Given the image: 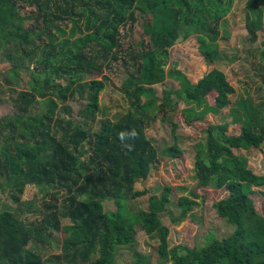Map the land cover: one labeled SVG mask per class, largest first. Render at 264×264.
<instances>
[{
	"label": "trees",
	"instance_id": "trees-1",
	"mask_svg": "<svg viewBox=\"0 0 264 264\" xmlns=\"http://www.w3.org/2000/svg\"><path fill=\"white\" fill-rule=\"evenodd\" d=\"M235 1L0 0V50L11 45L17 53L7 54L13 68L6 82L19 84L23 59L37 58L31 90L15 101L16 116L0 120V137L5 138L0 179L20 206L28 185L47 188L40 206L27 203L40 219L27 222L12 211L0 212V264H114L120 247L136 243L137 225L156 239L158 259L166 263L264 264V216L250 197L254 186L264 185V174L255 173L247 157L234 151L263 148L264 103L233 106L232 123L241 130L231 134L228 123L206 119L232 102L235 85L227 73L216 68L194 83L181 70L166 69L179 38L194 34L202 54L216 62L220 28ZM28 8L32 10L24 14ZM247 8L252 39L258 40L264 32V0H249ZM115 64L128 75L123 95L130 109L92 131L89 124L102 112L101 95ZM170 76L182 88L165 89L157 106L154 88ZM39 98L48 100L45 113L39 111ZM182 100L187 123L205 135L195 156L197 189L227 191L214 206L235 228L202 248L170 247V228L161 218L171 204L170 186L163 187L160 197H149L147 210H128L129 201L148 194L135 189L136 180H146L154 165L167 166L181 156L174 116ZM72 101L82 103L81 121L73 117ZM158 120L171 125L174 139L161 160L147 134ZM86 144L90 155L83 159ZM205 196L191 190L180 197L181 217ZM107 201L115 203V211H105ZM55 232L62 235V252L47 256L40 246L50 245ZM133 264L150 260L137 255Z\"/></svg>",
	"mask_w": 264,
	"mask_h": 264
},
{
	"label": "rangeland",
	"instance_id": "rangeland-1",
	"mask_svg": "<svg viewBox=\"0 0 264 264\" xmlns=\"http://www.w3.org/2000/svg\"><path fill=\"white\" fill-rule=\"evenodd\" d=\"M249 0H236L232 11L222 22L220 31L222 38L218 41L220 55L216 62L207 59L200 50V41L197 34L177 43L171 49V57L166 67L167 71L179 69L184 72L188 78L196 83L207 73L219 68L227 73L232 83L235 85V92L231 96V104L221 109L216 114L210 112L206 114V119L216 123H228V132L238 134L241 130L240 124L232 123L231 108L248 103L253 106H260L264 103V32L261 33L258 40H253L249 29L250 12L247 8ZM32 9L23 10L28 14ZM30 25V23H29ZM27 24V26H29ZM71 28V26H70ZM70 28L66 30H71ZM137 32L141 30L136 28ZM137 37V33L135 34ZM82 35L78 34L77 39ZM46 40V39H44ZM64 40V39H62ZM76 40V39H75ZM73 40V41H75ZM43 43V41L41 42ZM17 54L15 48L11 45L0 50V120L10 119L16 116L17 109L15 101L23 91H30L32 79L35 76L37 68V58L27 57L23 59L22 69L20 70V83L8 84L5 80L6 74L12 70L13 64L7 57V54ZM19 61V60H18ZM114 72H109L111 77L108 87L101 95L102 112L99 114L98 121L90 123L89 128L92 131H98L104 120H117L126 114L130 107L123 95V84L127 78L125 69L120 64H115ZM89 78V77H88ZM181 82L173 77H169L165 85H158L155 89L156 101L159 106L164 98V90L171 89L180 91ZM213 93L209 97V102H213ZM146 100L144 102H148ZM152 101V99H151ZM62 106L65 104L61 101ZM47 99L39 98V111L45 113L47 110ZM69 105L73 108V117L76 121H81L80 110L82 103L72 101ZM193 105H189L191 108ZM242 107V105H241ZM186 108L184 100L179 103L175 112V121L179 127L176 131L181 143V156L172 158L167 166L161 163L154 165L149 177L146 180H136L135 189L138 191L147 190L148 194L136 201L128 202V210L132 213L148 209V199L150 196H161L162 189L165 186L172 188L171 204L167 211L161 214L163 224L170 228L169 243L170 247L183 245L187 247H204L214 240H220L234 232V226L229 224L226 218L221 217L214 206V202L227 195L224 189H204L198 188V180L195 176V156L197 153V144L203 142L205 135L190 126L183 114ZM264 111V110H263ZM170 115H174V112ZM264 115V112L262 113ZM8 121V120H6ZM6 130L5 133H9ZM147 134L153 141L159 152V158H162V151L166 146L174 143L171 125L167 122L155 121L147 127ZM5 138L0 137V153ZM89 146L86 144L82 149L85 151L83 159L90 155ZM235 153L247 157L248 166L255 173L264 174V145L261 149H234ZM255 190L250 194L256 210L264 216V185L254 186ZM47 188H41L35 185H28L22 195L23 206L17 204L9 195L7 187L0 179V212L3 210L12 211L16 216L27 222H33L40 219V215L34 214L33 207L28 209L27 203L33 202L35 206L42 203ZM203 193L204 202L199 200L196 206L186 216L181 217V211L178 208V200L182 196H188L190 191ZM31 210V211H28ZM116 205L113 201L105 203V211H115ZM64 224L67 221H64ZM137 241L133 245L120 247L117 252L114 264H133L137 255L146 256L150 264H170L158 259L157 241L149 238L140 226H136ZM33 246V245H31ZM47 256L61 254L62 235L54 233L50 245L40 246ZM222 264V263H219Z\"/></svg>",
	"mask_w": 264,
	"mask_h": 264
},
{
	"label": "water",
	"instance_id": "water-1",
	"mask_svg": "<svg viewBox=\"0 0 264 264\" xmlns=\"http://www.w3.org/2000/svg\"><path fill=\"white\" fill-rule=\"evenodd\" d=\"M183 40H184V37L181 36V37L179 38V40L177 41V43H180V42L183 41Z\"/></svg>",
	"mask_w": 264,
	"mask_h": 264
},
{
	"label": "crops",
	"instance_id": "crops-1",
	"mask_svg": "<svg viewBox=\"0 0 264 264\" xmlns=\"http://www.w3.org/2000/svg\"><path fill=\"white\" fill-rule=\"evenodd\" d=\"M200 79H201V78H200ZM200 79H199V80H200ZM199 80H198V81H199ZM196 83H197V82H196Z\"/></svg>",
	"mask_w": 264,
	"mask_h": 264
}]
</instances>
